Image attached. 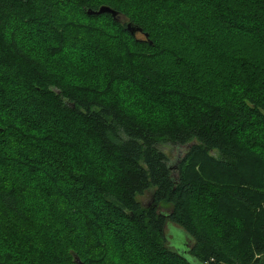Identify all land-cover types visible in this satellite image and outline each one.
Returning <instances> with one entry per match:
<instances>
[{
  "label": "trees",
  "instance_id": "1",
  "mask_svg": "<svg viewBox=\"0 0 264 264\" xmlns=\"http://www.w3.org/2000/svg\"><path fill=\"white\" fill-rule=\"evenodd\" d=\"M206 1L212 8L208 5L200 19L197 11L205 7L198 4ZM125 3L129 0H0V100L21 108L9 111L11 106L0 103V140L7 139L0 142L5 146L0 153V264H114V255L121 264H154V259L157 264H264V0H154L151 7L159 12L144 16L149 22H139ZM103 5L119 15L89 13ZM211 9L219 21L212 22ZM79 13L105 18L125 36L126 46L106 56L103 75L90 80L54 68L48 56L54 53L42 34L39 43L22 44L26 30L39 23L42 31L56 27L58 37L71 40L80 27ZM68 14L74 16L68 19ZM130 23L140 30L130 32ZM228 29L242 33L238 46L225 42ZM196 45L221 49L232 60L216 78L218 87L213 79L196 86L182 77L183 69L193 75L190 59L202 54ZM24 89L46 99L50 111H60L64 124L85 125L73 139L86 151L32 130L28 123L39 118L36 110L26 109ZM54 142L66 151L61 171L82 186L69 185L74 199L55 189L51 203L37 194L27 204L22 200L24 168H35V160L26 154ZM166 146L187 148L176 174ZM50 174L46 180L57 182ZM147 191L152 202L144 205L139 197ZM83 195L133 223L139 233L127 245L126 239L116 245L114 238L102 237L118 222L109 216L89 218L79 204ZM31 204L48 215L36 218ZM164 206L170 207L168 213L158 211ZM167 225L180 241L176 248L166 244ZM113 229L116 237L119 231ZM177 235L193 240L189 254L184 237Z\"/></svg>",
  "mask_w": 264,
  "mask_h": 264
},
{
  "label": "rangeland",
  "instance_id": "2",
  "mask_svg": "<svg viewBox=\"0 0 264 264\" xmlns=\"http://www.w3.org/2000/svg\"><path fill=\"white\" fill-rule=\"evenodd\" d=\"M143 2H146V5L144 6V8H141V4ZM153 2H154V0H148V2L146 0H142V2L140 1L136 5V0H129V3H125L126 6L129 7V8H126V10L134 18L138 19L139 22H144V18H145L144 16H147V15L151 16L152 14L154 16L158 15L159 8L157 9V6L151 7ZM209 2H207V3L203 2V3L198 4V6L205 7V9H201L200 11H197V13H198L197 16H200L199 17L200 19L203 18L201 15H202V12H204L206 10L207 6L210 5V7H211L212 3H209ZM134 5H136L137 7H135ZM211 10H212L211 12H213V15H214L213 18H216L217 15H215V14L218 12L213 10V9H211ZM63 12L64 13L67 12V9ZM77 12H79V9H77ZM80 13H79V15H77L79 18L80 27L78 26V29L77 28L75 29L74 33L76 35H74L73 38L70 37L71 40H68L69 36H67V37L64 36L62 38H60V36L58 37L55 34V33H57V32H55V30H57L59 32V29L56 27H53L54 31L51 28L48 29L49 33L46 31H42V30H45L44 29L45 27H43V29H42V27L39 23V26L38 27L36 26L35 29H34V25L31 26V30H30L31 32L26 30L24 36L22 37V44L26 45L28 47L29 44L34 45V43L35 44L39 43L40 38L38 37V35L42 34V36L46 39V42L48 45L47 46L48 50L50 49L51 53L52 54L54 53L53 55H48V56H51V60L54 63L53 64L54 68H56L58 71L60 70L59 72H61V73L63 72L67 76H70L71 78H75L76 75H79V76L85 77V79L90 80L93 77H100L101 74L103 75V70H105L104 68L106 65V56L108 55V53H110V52L116 53V52H118V50L119 51L121 50V46H126V44L124 43V40H122V38H121L124 35H119L116 28L114 26H111L110 22L107 19H105V18H94L93 19V18H88V17L86 18L83 15H81ZM70 16H74V15H70ZM70 16L68 14L67 18L69 19ZM67 18L65 17L63 20H65ZM195 18H197L196 15H195ZM213 18H211V19L213 20ZM158 19L159 18H155L156 23L158 22ZM145 20H147V22H149V20L147 18H145ZM216 21H219V19L216 18L212 22H216ZM36 29H38V30H36ZM63 31H65V30L63 29ZM65 33H67V32H65ZM227 35H228V37L226 38ZM243 35H245V34H243ZM238 36L241 39L242 33L238 32V31L233 32L232 30L230 31L228 29L226 32V35H225V38H226L225 42L230 44L229 47H231V46L234 47L233 44H236L238 46L240 44V43H238L239 42ZM245 36H247L246 37L247 39H251V37H249L248 35H245ZM236 37H238V38H236ZM118 39H120V40H118ZM195 47L198 48V50H202V54L199 53L197 55V57H195L194 59H190L191 60L190 65H192V67H194L193 68L194 71L192 72L193 75L191 73H189L187 70L183 69V70H181V71H183L182 77H185L188 79H193V80H190L189 83H192L196 86L200 85L199 84L200 80H204V82H205L206 80H210V79L212 80L213 79V82H215L216 78L222 74V71L224 69H227L231 65V63H230V64H228V66H227V64L225 66L224 63H226L228 61H232V60H229L230 57H228V58L225 57L224 51L221 49H215L212 47H205L202 45H196V46H194V48ZM233 47H231V48H233ZM36 52L40 53V51L38 49H36ZM43 52H46V49L43 48L42 53ZM227 52L230 53V51L228 49H227ZM231 53H233V52L231 51ZM240 53L237 52V53H234V55H236L238 57ZM190 54H188V56ZM184 56H187V55L184 54ZM238 78H240V77H238ZM16 79L18 80V78H16ZM76 79L78 80V78H76ZM235 80H236V78H235ZM19 81L20 80H18V82ZM15 82H17V81H15ZM213 86L218 87L219 84L215 82V84ZM24 90L25 91H20V93L22 92V94H23L22 97H26V99H25L27 101V103H26L27 108L26 109L27 110H36L34 115H36L39 118V122L34 121L35 122L34 123L32 121V123H31L32 125H30V123H28L32 130L40 131L38 134L48 132V133H50L52 138L54 137V135H55V137H60L61 143L63 141L71 142L73 147L75 148V151H77V148L80 149L79 151H81V150L86 151L87 146L80 145L78 147L79 143H76V142H79V140L73 139V137H75V135L77 133L82 134L80 132H82L81 128L85 127L84 123L81 122V124L84 125L82 127H79L77 125L71 126L69 124H64L62 121H60L61 120L59 117L60 111H58V110L50 111L51 108H50L49 103L48 102L46 103V99H44L43 97H41L39 95L33 96L31 94L30 90H27V89H24ZM150 94H152V93H150ZM150 94H148L147 92L142 93V95H144V96L146 95V96L151 97ZM0 103H1V108H2V105H4V106L6 105L7 108L9 106H11L13 110L9 109V111H16L18 108H20L19 107L20 105H16L15 103L11 102V100L1 99ZM3 111L4 110L2 109V111H1L2 114L6 115L4 113L5 111L4 112ZM47 111H49V112H47ZM11 121L14 124H19L18 122L14 121L13 117H11ZM78 123H80V122L78 121ZM19 126L22 127L23 124L17 125V128ZM4 138H2L0 140V142H2V140L7 141V139H4ZM57 143L58 142H54V143H51L49 145H46L45 143H43L42 145H44V148H42V147L34 148L36 150H34L33 156H31L30 154H26L27 158L35 160V162L33 163L35 168H33V167H31L30 169L24 168L26 175H28V176H26L27 183L25 184V186L27 187V192L22 195V200L25 203L28 204V202H31V198H32L31 195L37 196V194H39V196H41V197H44L47 202L51 203L52 198H53V190H55V189H57V190L61 189L63 191V193L65 194V196H64L65 198H73L74 199V197L76 196L74 190L71 189L69 187V185L75 184V185L80 186L81 183L80 184L79 183H70L71 181L70 182L68 181V179H67L68 174L66 173V171H64V170H63V172L61 171L64 167V164L66 163V151L64 152V150L62 149L63 147L59 146ZM56 146H58V147H56ZM2 147L4 148L5 146L3 144H0V149H1L0 153L4 154ZM164 149L167 152L169 162L174 167L173 170L176 174V169H177L176 165L177 164L179 165V160L183 158L187 148L185 146H178V147L177 146H172V147L166 146ZM17 150L21 151L19 147ZM12 153L16 156V154L14 152H12ZM11 156L12 155H9L7 157H11ZM7 157H5L7 159L6 161L13 164V162L10 161V158H7ZM40 157H41V159H40ZM60 164H62V166ZM20 166H22V165H20ZM20 166L18 167L17 172H19L18 174L23 176V173L21 172ZM49 174L51 176L55 175L57 178L54 177L53 179L58 180V181L52 182V180L51 181L48 179L46 180V178H47V176H49ZM42 179L46 180V181H43ZM81 186H82V184H81ZM84 186L81 187L83 194H85ZM34 189H35V191H34ZM54 198H57L56 194H55ZM139 198L144 203V205L151 204V202H152V191H147L144 195L140 196ZM50 199H51V201H50ZM76 199H78V198H75V200ZM54 200H56V199H54ZM56 201H58V200H56ZM76 202H78V201H76ZM91 202H92L91 197L84 196V195H83V200L79 201V204L83 208V212L86 214H90V215H88L89 218H91V215H94V218H96V219H99L100 217L104 218L105 216L106 217L109 216L111 218L114 217L115 220L118 222L114 225L110 224L111 225V226L109 225L110 232H106V233L104 232L102 234V237H107L106 239H109V240L114 238V243H116V245L120 244L117 241L118 239H120V240L126 239L125 242L127 245L128 243H130V240L128 238H133L134 235L139 233V231L137 230V228H135V225L133 223L126 221L125 219H122L117 215H114V213L109 209V207H107V209L105 210V205L104 206L102 204L98 205L97 203H91ZM62 206L63 205L60 204L61 208H62ZM50 207H52V206H50ZM30 208L33 209L31 211L33 213H31V214L36 215V218L48 215V212L44 213L46 211H43V209H41V211H43V212H41L39 209H37L35 211V207L33 204L30 205ZM158 211H163L164 213H168L170 211V207L164 206L162 208H158ZM91 219H93V217ZM84 220L86 221V219H84ZM170 225H173V224H170ZM170 225H167L166 228L164 229V234L166 236V244L168 246H171L172 248H176L175 244L179 243L180 241L175 240L174 234H172L170 229H169ZM173 226L179 227L176 225H173ZM112 227L118 229V231H119V235L116 234V237H114V235L112 234L114 231V229ZM177 236L184 237L183 235H177ZM182 240H183V245H184V252L186 254H189V250H187V249L191 248L193 246L194 242L188 236L184 237ZM72 241H73V239L70 240V242H72ZM141 248L142 247H139V250L141 252H144V250H142ZM56 254H58V253H56ZM46 255H45V257H46ZM136 257H139V256H136ZM140 257H142V256L140 255ZM113 259H114V262H113L114 264H121V261L119 260L120 259L119 256L114 255ZM188 259L193 261V256H190V258H188ZM132 261L135 262V260H132ZM156 262H157V260H156ZM156 262L154 259L153 263L157 264Z\"/></svg>",
  "mask_w": 264,
  "mask_h": 264
},
{
  "label": "water",
  "instance_id": "3",
  "mask_svg": "<svg viewBox=\"0 0 264 264\" xmlns=\"http://www.w3.org/2000/svg\"><path fill=\"white\" fill-rule=\"evenodd\" d=\"M111 13L114 17H117L119 15V12L109 6L103 5L101 6L97 11H92L90 13H95V14H101V13ZM128 30L135 34L137 31L140 30V28L136 25L133 24H128Z\"/></svg>",
  "mask_w": 264,
  "mask_h": 264
},
{
  "label": "bare ground",
  "instance_id": "4",
  "mask_svg": "<svg viewBox=\"0 0 264 264\" xmlns=\"http://www.w3.org/2000/svg\"><path fill=\"white\" fill-rule=\"evenodd\" d=\"M92 12V11H89V13Z\"/></svg>",
  "mask_w": 264,
  "mask_h": 264
}]
</instances>
